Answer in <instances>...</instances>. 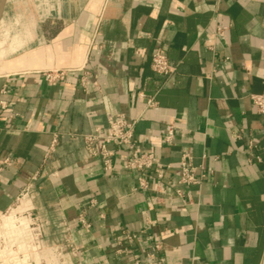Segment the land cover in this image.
I'll return each instance as SVG.
<instances>
[{
  "label": "crops",
  "instance_id": "0c3cea01",
  "mask_svg": "<svg viewBox=\"0 0 264 264\" xmlns=\"http://www.w3.org/2000/svg\"><path fill=\"white\" fill-rule=\"evenodd\" d=\"M32 1L3 14L30 24L11 35L8 52L24 42L14 56L5 24L0 40V215L35 183L52 219L75 224L86 208L91 226L74 225L82 264H145L158 243L154 264H264V113L250 97L264 92V0ZM158 48L171 75L152 68ZM118 113L138 117L141 151L171 164L161 186L153 169L139 187L126 145H110L109 169L84 148L80 134L107 131ZM184 153L205 174L198 186L179 182Z\"/></svg>",
  "mask_w": 264,
  "mask_h": 264
},
{
  "label": "built area",
  "instance_id": "2783aa9c",
  "mask_svg": "<svg viewBox=\"0 0 264 264\" xmlns=\"http://www.w3.org/2000/svg\"><path fill=\"white\" fill-rule=\"evenodd\" d=\"M222 29L220 27L217 30ZM151 57L152 68L155 72L171 75L177 70V65L173 64L161 49L153 50ZM62 76V71L47 73L49 80ZM82 79L86 82V77ZM6 90V88L3 89L5 92ZM250 97L257 111L264 113V92L253 93ZM147 105L154 107L157 105V101L152 97L148 100ZM8 108L7 100H0V120ZM137 120L138 117H128L124 113H118L109 118L107 131L104 132L101 128H97L93 132L80 134V137L88 153L100 157L106 169L111 167L116 154L110 145H126L129 148V153L124 157L122 166L138 174L139 187L149 188L150 181L145 173L153 169L156 172L158 186H161L160 183L171 164L159 162L153 151L139 149L134 131ZM175 137L176 125L174 122H170L164 129V142L172 143ZM57 141L58 135H55L53 142ZM99 142L100 145H98ZM180 164L179 182L187 187L200 185L205 174L200 170L201 166L192 162L191 155L184 153ZM29 187H26L17 197L16 202L0 215V264H82L80 259L82 249L75 237L74 225L80 228L91 226L86 217V208L83 207L79 211L75 224L69 222L63 215L52 219L38 210L34 204L33 196L28 195ZM177 192L181 197H186L182 189H178ZM186 193L191 201L190 190ZM93 204H95L94 199L90 201V205ZM126 238L129 241H134L135 235L127 233ZM160 246V243L155 244L154 249L147 253L145 264H154L157 259L155 249H160ZM137 263H139V259Z\"/></svg>",
  "mask_w": 264,
  "mask_h": 264
},
{
  "label": "rangeland",
  "instance_id": "374dc122",
  "mask_svg": "<svg viewBox=\"0 0 264 264\" xmlns=\"http://www.w3.org/2000/svg\"><path fill=\"white\" fill-rule=\"evenodd\" d=\"M9 0H4V11L6 10L5 7H6V4H9L8 3ZM15 2V4H17V6L21 9H26L27 6L29 4H31L33 1L32 0H12ZM4 11H3V14H4ZM19 14L21 15H14L12 17H10V15L8 17H5V16H2L1 19H3L4 22L0 23V40H3L4 39V24L7 26V27H10V35L8 36V38L6 39L5 43L3 44L4 46V50L8 52V48L10 47L11 45V35L14 33V32H19V35L21 36L22 38V35L25 34V31H27L28 29L25 28H21L19 25L20 24H27L29 22L30 24V18L28 17V19L26 18V14L28 13H24L23 11L19 12ZM20 47L18 48V46H15V51H11V52H8L6 56H14V54L16 52L19 53V49L24 47V42L22 44L19 45ZM28 195L30 196H33V200L35 201L37 199V193L35 192V183L33 185H30L29 187V193Z\"/></svg>",
  "mask_w": 264,
  "mask_h": 264
},
{
  "label": "water",
  "instance_id": "95a60500",
  "mask_svg": "<svg viewBox=\"0 0 264 264\" xmlns=\"http://www.w3.org/2000/svg\"><path fill=\"white\" fill-rule=\"evenodd\" d=\"M3 11H4V1L1 3L0 5V19L2 18L3 16Z\"/></svg>",
  "mask_w": 264,
  "mask_h": 264
},
{
  "label": "bare ground",
  "instance_id": "6f19581e",
  "mask_svg": "<svg viewBox=\"0 0 264 264\" xmlns=\"http://www.w3.org/2000/svg\"><path fill=\"white\" fill-rule=\"evenodd\" d=\"M4 0H0V5H1V3L3 2Z\"/></svg>",
  "mask_w": 264,
  "mask_h": 264
}]
</instances>
